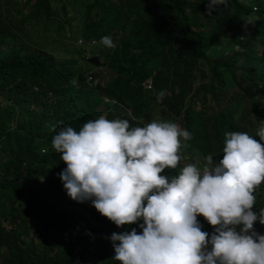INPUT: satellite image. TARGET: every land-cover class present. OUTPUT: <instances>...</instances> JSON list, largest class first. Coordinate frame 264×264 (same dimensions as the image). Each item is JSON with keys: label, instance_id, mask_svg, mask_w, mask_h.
<instances>
[{"label": "trees", "instance_id": "16d2710c", "mask_svg": "<svg viewBox=\"0 0 264 264\" xmlns=\"http://www.w3.org/2000/svg\"><path fill=\"white\" fill-rule=\"evenodd\" d=\"M13 2L17 11L26 8L23 18L45 6L57 19L55 32L60 38L67 35L69 24L65 27L61 22L69 23V18H58L57 9L50 8L47 0H33L31 5L28 0ZM82 3L83 18L76 34L93 38L97 44L109 36L116 44L114 49L101 44L94 54L93 47L89 48L92 54L85 56L87 48L76 46L80 56L59 60L49 50L31 47L21 35L0 26V131L12 126L17 109L39 103L34 125L28 124L26 130L43 139L31 145L26 137L15 152L0 159V187L9 193L0 192V199L7 201L0 202L5 218L0 223V264H119L105 237L130 231L142 221L118 228L88 209L87 203L66 200L57 205V190L63 188L58 173L66 165L54 149L36 153L67 124L78 132L80 127L74 124L87 110L89 98L95 101L97 92L116 94L133 104L142 97L154 99L151 103L159 111L160 122L174 123L192 134L189 141L181 137L182 149L196 147L203 156L222 159L227 132L247 133L259 141L257 132L264 120V0H228L227 8L219 5L211 15L206 14L207 0ZM251 3L256 7L252 9ZM32 5H36L34 10ZM58 7L65 13L62 4ZM217 43L228 55L213 59L207 50ZM215 64L229 72L236 97L224 95L222 89V95L213 93L210 80L193 86ZM98 66H104L98 71L107 80L90 87L85 75L96 74ZM147 77L150 87L144 88L141 82ZM161 91L165 95L158 101ZM223 96L226 103L218 107L216 102ZM0 149L6 152L3 145ZM253 210L259 209L253 206ZM197 221L213 232L207 221Z\"/></svg>", "mask_w": 264, "mask_h": 264}, {"label": "clouds", "instance_id": "9594fccd", "mask_svg": "<svg viewBox=\"0 0 264 264\" xmlns=\"http://www.w3.org/2000/svg\"><path fill=\"white\" fill-rule=\"evenodd\" d=\"M219 5L227 8L228 0H207L206 14ZM100 43L116 47L109 36ZM84 80L94 87L107 76L87 74ZM141 85L149 88L150 78ZM164 95L158 93L157 100ZM94 100L89 98L87 110L74 124L80 130L67 124L53 136L52 148L66 165L58 177L72 201L90 202L118 228L142 221L137 225L141 234L132 228L105 237L115 261L264 264V235L254 229V224L264 226V120L259 141L247 133L227 132L222 159L206 155L211 167L201 171L189 164L181 170V137L191 140L189 131L160 122L154 103L143 97L133 104L97 92ZM147 107L157 112L158 120ZM197 219L207 221L213 232L202 231Z\"/></svg>", "mask_w": 264, "mask_h": 264}, {"label": "rangeland", "instance_id": "374dc122", "mask_svg": "<svg viewBox=\"0 0 264 264\" xmlns=\"http://www.w3.org/2000/svg\"><path fill=\"white\" fill-rule=\"evenodd\" d=\"M16 1L18 2V4H22L23 0ZM32 1L33 0H28L27 5H31ZM83 1L85 2L90 0H47L48 4L50 5V8L55 7L57 9L56 11L58 12V18H69V23L66 19L62 20L61 22L65 27H68L69 24V29L66 32L67 35L62 38H60L59 34L55 32V27L57 24V19H55V15L52 11H50V13L46 11L45 6H40L35 15H29L26 18H23L21 13H26L25 7H21V11H17V9H15V6L17 5L13 2V0H0V26H5L7 29H10L16 34L21 35L22 40L26 41L27 44L31 47L38 46L43 49L49 50L59 60H64L69 56H80L81 54H77L74 48L83 44L85 48H87L84 53L85 56H90L92 52L88 49L93 47L94 54L96 52L97 46L101 44H97L92 39L88 40L87 42H84L82 36L76 34L78 32V29L80 28L81 21L83 18L81 14V10L83 8ZM59 4H62L64 6L65 13H61V8L58 7ZM35 7L36 5H32L33 10L35 9ZM253 19L254 17L252 16L250 22H252ZM243 36H245L244 32ZM251 38L254 39L255 36L251 35ZM77 39H81V42H77ZM224 48L225 47L222 48L221 44L217 43L212 44L207 51L213 59H217L228 55L226 53H223ZM100 68H104V66H98L94 69L95 71H97L96 75H101V73L98 71V69ZM217 78L223 79V83L220 84ZM200 80H210L211 83L215 86L213 93H216L217 95L223 94L220 92V90L222 89L225 92L224 95H226L227 93L231 94L232 97L237 96L236 93L233 91L234 87L236 86L233 81L229 78V72L227 70L222 69L221 66L218 64L214 65V70L207 69L206 74L203 78L194 80L193 86H195ZM72 81H74V79ZM135 81L136 79L134 80V82ZM128 86L127 89H129ZM50 95H52V92L49 94V96ZM197 96H199V93L197 94ZM2 101V97L0 96V102ZM145 101L151 103L154 102V99L146 98ZM225 103V96L221 97L218 102H216L218 107H221ZM40 109L41 106L39 103H30L28 107L24 110L17 109L18 111H16L11 121L12 126L4 131H0V145H3L5 147V151L7 152H3L0 149V159L4 158L5 155H7L8 153L11 154L15 152L20 147L21 142H24V139L26 137H30L31 145H38L40 142H42L43 139L41 136H33L31 135V132L26 130L28 124L34 125V118ZM204 109L207 112L210 111V108L208 106H205ZM146 110L151 117L158 120V114L155 110H153L151 107H147ZM18 123L19 129L17 127ZM24 123L25 127L23 125ZM50 149H53L52 141L44 142L42 145V149H39L38 151H36V153L41 154ZM179 155L181 159L177 165L178 169L182 170L184 166H187L189 164L195 165L201 171L205 166L211 167V165L207 164V161L205 159L206 156L201 155V152L196 147L191 146L190 149H182L180 150ZM213 161L218 162L215 157H213ZM1 187L0 192H2V190L4 189L5 194L8 195V188H6L5 186ZM57 194L58 195L55 196L57 205L65 203L66 200H70L69 204L74 203V201H72L67 196L64 187L57 190ZM0 202L7 201L5 199H0ZM86 203L88 204V209L96 211L95 208L91 206L90 202ZM3 221H5V218L3 214H0V223ZM135 228L137 229V234H141L142 230L138 226ZM254 229L258 233L264 235V226H258L254 224ZM201 230L208 232L209 234L212 233L206 226L201 225Z\"/></svg>", "mask_w": 264, "mask_h": 264}, {"label": "built area", "instance_id": "2783aa9c", "mask_svg": "<svg viewBox=\"0 0 264 264\" xmlns=\"http://www.w3.org/2000/svg\"><path fill=\"white\" fill-rule=\"evenodd\" d=\"M77 42H81V39H77Z\"/></svg>", "mask_w": 264, "mask_h": 264}]
</instances>
